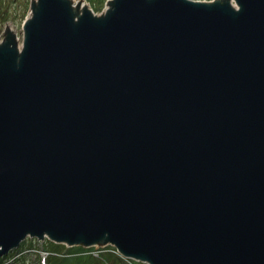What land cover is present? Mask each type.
<instances>
[{
    "label": "water",
    "instance_id": "water-1",
    "mask_svg": "<svg viewBox=\"0 0 264 264\" xmlns=\"http://www.w3.org/2000/svg\"><path fill=\"white\" fill-rule=\"evenodd\" d=\"M233 1L32 0L0 41V256L264 264V0Z\"/></svg>",
    "mask_w": 264,
    "mask_h": 264
},
{
    "label": "rangeland",
    "instance_id": "rangeland-1",
    "mask_svg": "<svg viewBox=\"0 0 264 264\" xmlns=\"http://www.w3.org/2000/svg\"><path fill=\"white\" fill-rule=\"evenodd\" d=\"M199 1H205L209 2L210 0H199ZM233 1V0H232ZM25 0H0V41H3L7 36H14V38L18 39L19 41L23 38V31L21 28V22L23 19L27 18V14H25L23 5ZM83 3H87L88 7L92 10V13L99 15L103 12V8L101 7V4H96L95 2L91 3V0H82ZM234 2V1H233ZM10 28V29H9ZM12 29V30H11ZM11 33V34H9ZM45 238V242L48 241V237L46 235H43ZM38 239H35L33 235L27 234L22 242H20L17 247V251H14L15 249H11L8 251V253H5L1 255L3 260L0 264H11L14 259L15 261H18L19 264H36L35 261H33L31 252H26V249L30 247V245H33L37 242ZM53 243H57L61 246H68L71 247L72 245L69 243H62L60 241H53ZM56 244L53 245V248L55 249ZM79 246V245H78ZM83 250H87L90 253V257L97 258L99 254L105 253V251H110L113 256H106L108 258L107 262L102 261V258H97L94 264H115L114 260V253L121 251L114 249L113 246L110 244H103V242H98L92 246L84 247L79 246ZM60 248L55 249L57 252L54 254V259L56 260V263L59 259L62 258L63 255L67 256V253L60 254ZM107 249V250H106ZM123 254V253H122ZM124 255V254H123ZM126 255V254H125ZM26 256V260H25ZM50 256V255H49ZM134 264H148L145 262H142L136 258H133L129 255H126ZM1 258V257H0ZM52 260L49 258V264H51Z\"/></svg>",
    "mask_w": 264,
    "mask_h": 264
},
{
    "label": "trees",
    "instance_id": "trees-1",
    "mask_svg": "<svg viewBox=\"0 0 264 264\" xmlns=\"http://www.w3.org/2000/svg\"><path fill=\"white\" fill-rule=\"evenodd\" d=\"M90 1V0H88ZM102 0H91L92 2H95L96 4H101L102 7ZM46 243L48 244L47 249L49 251L50 254V259L52 260L51 264H94V262L96 261L97 258L94 257H90V253H86L88 252L87 250H83L82 248H80L79 246H73L70 248H67V250L65 251L67 253L66 255H63L61 259H59L56 263V260L54 259V254L57 252L55 249H58L60 247H62L61 245L56 244L55 245V249L53 248V245L55 243L51 242V241H46ZM100 258H102V261L107 262L108 258L106 256H113L111 254L110 251H105V253L100 254L99 255ZM1 262V259H0ZM115 264H118L115 261Z\"/></svg>",
    "mask_w": 264,
    "mask_h": 264
},
{
    "label": "bare ground",
    "instance_id": "bare-ground-1",
    "mask_svg": "<svg viewBox=\"0 0 264 264\" xmlns=\"http://www.w3.org/2000/svg\"><path fill=\"white\" fill-rule=\"evenodd\" d=\"M69 1H70V12L72 13L73 17L76 19V15L80 11H82L83 8L86 7V4L83 3V2H79V0H69ZM230 4L232 6H234V7H236L235 4H232L231 2H230ZM106 9H108V8H106ZM106 9H104V11ZM77 20H79V18H77ZM21 44H22V42L17 44L18 45V48H21ZM13 249H15V248H13ZM14 251H16V249ZM11 264H15V259H14V261Z\"/></svg>",
    "mask_w": 264,
    "mask_h": 264
}]
</instances>
